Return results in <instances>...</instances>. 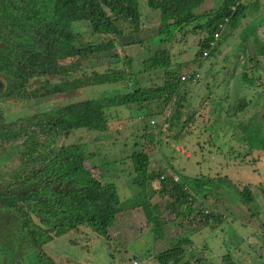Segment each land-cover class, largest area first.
Instances as JSON below:
<instances>
[{"label": "rangeland", "instance_id": "374dc122", "mask_svg": "<svg viewBox=\"0 0 264 264\" xmlns=\"http://www.w3.org/2000/svg\"><path fill=\"white\" fill-rule=\"evenodd\" d=\"M221 1L200 0L192 9L215 8ZM238 1L247 5L231 21L228 17L223 19L212 47L205 48L206 53L200 56L195 51L204 30L188 27L185 32L176 33L170 43L161 42L155 31L157 10L148 7L145 0H137L141 28L135 36L141 42L97 52L91 58L81 53L57 59L62 63L81 61L82 66L72 65L71 76L111 66L117 70L114 74L118 80L64 89L39 98H32L26 90L20 91L17 98L0 99L5 118L11 119L74 99L121 94L130 90V77L144 87L160 85L165 78L163 67L144 68V64L162 45L167 48V69L181 66L188 72L196 71L198 76L193 80H175L179 95H183V107L171 122L169 115H175L172 98L167 105L159 98L146 102L148 113L143 119L140 115L145 111L133 103L131 107L111 106L103 130L78 127L65 137L53 132L45 135L34 150L62 141L83 142L85 151L93 152L87 159L97 164L94 172L116 183L123 206L134 200L138 189L130 181L128 161L121 158L126 152L121 151L123 141L127 149L133 139L140 141L151 156V168L162 163L182 180L197 177L198 182H203L205 195L200 192L194 196L196 209L222 216L213 226H202L195 220L181 235H188L191 240L186 248L203 256L199 264H227L221 257L225 253L234 264H264V55L260 52L264 43V0ZM176 3L188 7L189 0ZM41 26L72 29L80 32L82 40L95 38L86 21L47 22ZM115 50L123 61L112 60L110 54ZM144 124L153 133L145 140L134 137V133L143 132ZM177 144L183 146L184 152L175 149ZM233 184H248L250 203L241 202ZM155 185L151 183L148 188L152 190ZM157 200L156 194L151 197L152 202ZM159 211L161 216L162 208ZM190 212L192 215L193 210ZM176 227L171 222L163 223L162 234L155 240L157 231L152 228L151 219H146L139 206H132L117 213L108 227V239L84 226L70 229L45 242L42 252H26L24 264H134L133 260L135 264H156L152 255L176 240L172 234Z\"/></svg>", "mask_w": 264, "mask_h": 264}, {"label": "trees", "instance_id": "16d2710c", "mask_svg": "<svg viewBox=\"0 0 264 264\" xmlns=\"http://www.w3.org/2000/svg\"><path fill=\"white\" fill-rule=\"evenodd\" d=\"M198 2L189 0L188 7H184L176 0H145L148 7L158 12L155 31L161 42L170 43L176 33L181 34L188 27L204 30L195 51V55L202 56L203 49L212 47L209 41L220 31L223 19L228 17L231 21L247 5L238 0H222L215 8L194 11L192 8ZM79 20L87 22L89 33L95 38L82 40L80 32L72 29L41 26ZM140 24L137 0H0V99L17 98L20 91L26 90L32 98H39L64 89L118 80L114 74L117 70L111 66L71 76L72 65L82 66L81 61L62 63L57 59L81 53L91 58L97 52L139 43L141 38L135 34ZM166 52L162 45L144 64V68L163 67L165 78L160 85L144 87L130 77V90L121 94L74 99L11 119L5 118L0 106V264H24L26 252H42V245L55 235L82 226L108 239V227L117 213L132 206H139L146 219H151L152 228L157 231L155 240L162 234L163 223L177 226L172 233L176 240L152 255L156 264H199L203 256L186 248L191 240L188 235H181L195 220L202 226H213L222 216L196 209L194 196L200 192L205 195L201 189L203 182H198L197 177L182 180L162 163L151 168V156L140 141L133 139L129 149L123 141L121 151L126 152L121 158L128 161L130 181L138 187L134 200L123 206L116 183L94 172L97 164L87 159L93 152L85 151L83 142L62 141L34 150L45 135L53 132L65 137L78 127L103 130L111 106L131 107L133 103L145 111L140 115L143 119L148 113L146 102L159 98L167 105L172 98L175 115H169L171 122L183 107V95H179L175 80L190 72L181 66L167 69ZM260 52L264 54V43ZM110 57L114 62L123 61L116 50ZM51 77L55 79L51 81ZM142 129L134 137L145 140L153 133L146 124ZM151 183L157 184L152 190L148 188ZM233 185L241 202L250 203L248 184ZM155 194L158 200L152 202ZM221 257L227 264H234L228 254Z\"/></svg>", "mask_w": 264, "mask_h": 264}, {"label": "built area", "instance_id": "2783aa9c", "mask_svg": "<svg viewBox=\"0 0 264 264\" xmlns=\"http://www.w3.org/2000/svg\"><path fill=\"white\" fill-rule=\"evenodd\" d=\"M233 7H234V5H231V9H233ZM217 36H218V32H215V33H214V36H213V39L209 41V45H210V46L213 44L214 39L217 38ZM206 49H208V48H206ZM206 49H203V50H202V54H205V53H206V51H205ZM197 76H198V73H197L196 71H192V72H190L187 76H186L185 74H180L179 78H180L181 81L184 80V79H186L187 77H189L190 79L193 80V79L196 78ZM175 149L178 150V151H180V152H182V151L184 152V148H183V146H182L181 144H177V145L175 146ZM174 178H176V176H174ZM132 262H133L134 264L136 263L135 260H133Z\"/></svg>", "mask_w": 264, "mask_h": 264}, {"label": "crops", "instance_id": "0c3cea01", "mask_svg": "<svg viewBox=\"0 0 264 264\" xmlns=\"http://www.w3.org/2000/svg\"><path fill=\"white\" fill-rule=\"evenodd\" d=\"M199 1H200V0H199ZM198 3H199V2H198ZM179 5H181V4H179ZM196 5H197V4H196ZM196 5H195V6H196ZM181 6H182V5H181ZM262 55H264V54H262ZM261 114H262V113H261ZM115 219H116V218H115Z\"/></svg>", "mask_w": 264, "mask_h": 264}]
</instances>
